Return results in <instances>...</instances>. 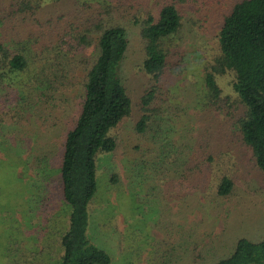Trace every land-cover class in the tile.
Returning a JSON list of instances; mask_svg holds the SVG:
<instances>
[{"label": "rangeland", "instance_id": "obj_1", "mask_svg": "<svg viewBox=\"0 0 264 264\" xmlns=\"http://www.w3.org/2000/svg\"><path fill=\"white\" fill-rule=\"evenodd\" d=\"M163 1L166 0H39L40 5L32 13H17L9 17V21L8 18L0 20L4 42L10 49L23 47L28 59L26 68L12 76L16 98L10 105L3 104L5 110H12L13 101L22 100L28 94L36 97V88L29 92L28 80L51 56H41L36 35L41 38L43 32L46 35L59 31L63 20H71L72 15L77 17L85 12L90 14L98 3L108 6L102 24L118 22L126 29L128 48L119 69L131 97L132 111L111 132L116 138L115 148L97 157L96 192L86 229L88 240L109 255V264H157L159 245L163 249H171L174 245L181 251L176 264H212L232 250L237 238L255 241L264 237V175L254 168L248 158L249 151L240 147L239 141L226 139L219 150L214 145V155L223 153L216 164L215 158L210 163L211 175L215 179L226 172L233 182L232 193L219 198L207 188L210 182L205 176L183 179L179 178V170L170 177L159 176L161 168L171 170L172 167L168 162L157 168L160 161H165L161 154L157 158L158 138L153 141L152 132L146 136L134 133L143 78L139 71L142 59L139 23L134 24L132 16L139 20L150 12L155 17ZM231 1L182 0L177 4L181 26L175 42L183 51V59L179 73L163 80L159 95L163 98L159 100L162 111L156 122L160 124L156 132L166 139L168 146H165L171 152L166 161L173 160L177 155L173 153L181 147L185 153L189 151L195 142L196 128L208 123L199 116L193 99L200 87L203 66L217 52L219 5L225 13ZM8 2L0 0V8ZM100 10L103 12V8ZM58 16L62 18L57 19ZM79 80L80 77L73 80L74 88L69 90L65 100L51 99L46 111L37 110L32 104L28 112L26 108L21 111L27 118L19 116L16 124L11 123L8 115H0V264H57V235L65 228L67 208L52 182L57 174L58 144L77 108ZM225 82L226 78L220 79L223 90L228 92ZM218 112L210 114L216 121L224 120L225 113ZM53 122L55 125H51ZM210 122L215 130V120ZM229 122V119L223 121V125L228 127ZM6 130H17L31 141L24 142V147L17 139L10 142L1 135ZM226 130L230 134L231 128ZM35 150L50 152L38 166L32 161ZM39 169L48 173H36L43 179L45 176L44 180L34 175ZM111 172L118 176L115 184L109 182ZM41 182L50 183L44 202L40 198ZM11 240H16L15 246ZM7 247L16 250L9 252Z\"/></svg>", "mask_w": 264, "mask_h": 264}, {"label": "trees", "instance_id": "obj_2", "mask_svg": "<svg viewBox=\"0 0 264 264\" xmlns=\"http://www.w3.org/2000/svg\"><path fill=\"white\" fill-rule=\"evenodd\" d=\"M181 1L161 2L155 17L150 12L139 20L132 16V22L139 23L142 51L139 71L143 78L133 130L138 136L152 132L153 141L158 138L157 158L161 154L165 161H160L157 168L168 162L172 167L171 170L161 168L159 176L165 174L170 177L178 170L179 178L183 179L194 180L205 176L210 182L207 188L212 195L226 198L233 189L231 176L225 172L214 179L211 175L210 163L215 158L216 164L218 156L223 153L214 155L215 144L219 150L224 147L226 139L230 142L236 139L242 145L240 147L249 151L248 158L254 168L264 175V0H232L225 13L219 5L221 17L216 32L217 52L203 66L200 87L193 99L199 116H203L208 123L196 128L195 142L189 151L185 153L181 147L173 153L177 154L173 160L166 161L171 152L166 147V139L156 132L160 126L156 122L162 111L159 100L163 98L159 95L162 94L163 80L181 69L183 51L175 42V35L181 26V12L177 5ZM39 5V0H9L7 6L0 8V14H4L0 20L8 18L9 21V17H15L17 13H32ZM107 11L108 6L98 3L90 14L72 15L68 21L62 19L59 31L46 35L43 32L41 38L35 36L41 56L51 54L50 60L37 68L35 76L28 80L29 92L36 88V97L28 94L22 100H14L10 114L3 104L10 105V101L16 98L12 76L26 68L28 59L23 47L10 49L0 35V115H8L12 124H16L19 116L25 117L21 114L22 109L26 108L25 112H28L32 104L37 110L46 111L50 106L48 102L54 97L58 101L65 100L69 90L74 88L73 80L80 77L77 108L58 144L56 185L52 182L57 196L67 208L65 228L57 235V264H109L111 260L86 236L90 205L96 192L97 157L115 148L116 138L111 132L132 111L131 97L119 69L128 48V36L124 25L118 22L101 23ZM80 66L79 72L76 71ZM223 77L226 78L228 92L220 84ZM217 111L225 113L226 118L216 121L210 113ZM228 119L231 123L227 126L233 136L223 125V121ZM211 120H215V130ZM17 130H6L1 135L10 142L17 139L24 147V142L31 140ZM33 143L36 146V142ZM34 153L32 161L35 166L50 154L36 150ZM40 171L48 174L39 169L34 175L37 176ZM37 177L38 180L45 179V176L44 179ZM117 181V174L111 172L109 182L115 184ZM44 183H40L43 202L47 200L50 188V183ZM11 243L15 246L16 240H11ZM158 248L161 250L157 264H176L181 257V251L174 245L171 249H163L161 245ZM7 250L16 249L9 250L7 247ZM228 253L212 264H264V237L255 241L239 237Z\"/></svg>", "mask_w": 264, "mask_h": 264}]
</instances>
